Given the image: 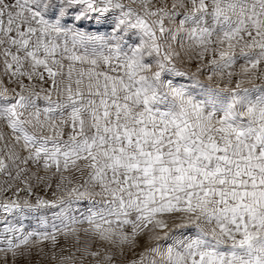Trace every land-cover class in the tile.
<instances>
[{
	"label": "snow or ice",
	"instance_id": "1",
	"mask_svg": "<svg viewBox=\"0 0 264 264\" xmlns=\"http://www.w3.org/2000/svg\"><path fill=\"white\" fill-rule=\"evenodd\" d=\"M0 264H264V0H0Z\"/></svg>",
	"mask_w": 264,
	"mask_h": 264
}]
</instances>
